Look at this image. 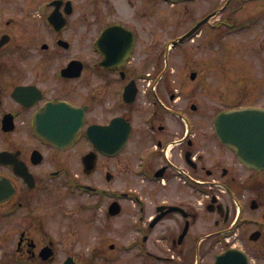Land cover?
I'll return each instance as SVG.
<instances>
[{
  "label": "flooded vegetation",
  "instance_id": "1",
  "mask_svg": "<svg viewBox=\"0 0 264 264\" xmlns=\"http://www.w3.org/2000/svg\"><path fill=\"white\" fill-rule=\"evenodd\" d=\"M207 16L186 41L264 0H0V264H104L105 232L130 264H264V168L220 109L169 100L171 42Z\"/></svg>",
  "mask_w": 264,
  "mask_h": 264
},
{
  "label": "rangeland",
  "instance_id": "2",
  "mask_svg": "<svg viewBox=\"0 0 264 264\" xmlns=\"http://www.w3.org/2000/svg\"><path fill=\"white\" fill-rule=\"evenodd\" d=\"M239 21L242 20L233 21L238 23L237 31L227 34L229 38L209 40V44L207 40L185 41L171 52L170 100L172 96L194 100L200 110L205 106L209 112L235 104L264 102V19L248 28ZM192 70L198 71L197 81L189 79ZM116 235L104 233L105 240L116 243L114 249L105 245V258L112 261L110 264H129L130 251H124V239ZM117 255L119 261L114 258ZM137 264H142L139 258Z\"/></svg>",
  "mask_w": 264,
  "mask_h": 264
},
{
  "label": "water",
  "instance_id": "3",
  "mask_svg": "<svg viewBox=\"0 0 264 264\" xmlns=\"http://www.w3.org/2000/svg\"><path fill=\"white\" fill-rule=\"evenodd\" d=\"M194 76L192 73L191 78ZM215 128L221 140L235 148L240 159L264 167V109L248 106L222 110L215 119ZM227 259V253H222L215 264H226Z\"/></svg>",
  "mask_w": 264,
  "mask_h": 264
}]
</instances>
